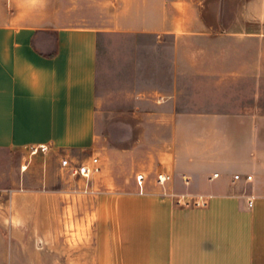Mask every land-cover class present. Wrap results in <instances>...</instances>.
<instances>
[{
	"label": "crops",
	"instance_id": "0c3cea01",
	"mask_svg": "<svg viewBox=\"0 0 264 264\" xmlns=\"http://www.w3.org/2000/svg\"><path fill=\"white\" fill-rule=\"evenodd\" d=\"M106 125L142 129L109 147ZM6 155L66 190L28 198L32 236L81 237L0 264H264V0H0ZM96 155L83 213L82 180L52 177Z\"/></svg>",
	"mask_w": 264,
	"mask_h": 264
},
{
	"label": "rangeland",
	"instance_id": "374dc122",
	"mask_svg": "<svg viewBox=\"0 0 264 264\" xmlns=\"http://www.w3.org/2000/svg\"><path fill=\"white\" fill-rule=\"evenodd\" d=\"M110 72V70H109ZM109 96L111 97V86L109 85ZM109 97V98H110ZM109 106L111 104L110 99L108 102ZM103 134L102 136H106L107 145L111 144V138L114 134H119L126 138L127 136H135L137 134V129H142V126H112L106 125L102 126ZM102 131V129H101ZM115 134V135H116ZM35 156V155H33ZM99 157V155H96ZM60 158V163H61ZM32 158L29 156L22 160L21 156L17 155H6L4 157H0V248L10 247V245H18L21 248V252L17 255L21 256L24 261H31L37 250H43V247L56 244L61 247L69 245V244H77L80 239V233L75 234L72 239H69L67 233L64 230L60 231V234L57 237H49L47 236H32V208L35 205L31 204L28 200L29 197L36 194L40 191V195L48 196V195H59L65 196L66 190L56 189V188H43L41 190H36L33 188V182L31 179V166H27V168L23 171V166L28 165L29 161ZM34 162V157L32 163ZM46 159L43 162L44 169H46ZM31 163V164H32ZM62 167V166H61ZM63 168V167H62ZM95 174L93 178L96 176ZM92 178V179H93ZM46 181V178H44ZM52 180L56 182L60 181H75L77 178L72 176L68 169L63 168V172H56ZM83 185V213H85L88 208L86 205L85 198L87 194L84 192L85 188V180L81 181ZM45 207H47L45 205ZM60 212L58 215L64 218V206H60ZM72 209L68 208V214H72ZM44 220L41 221V224H45V228H47V219L48 213L45 211V214L42 215ZM11 222H17L19 225L18 235H13V230ZM79 228V227H78ZM63 229V228H62ZM83 230H85V226H83ZM48 231V230H46ZM45 231V232H46ZM84 232V231H83ZM15 233V232H14ZM84 234V233H83ZM83 246H86L85 236H83ZM72 241V242H71ZM7 260L11 259V253H0V256H6ZM62 256L61 254H59Z\"/></svg>",
	"mask_w": 264,
	"mask_h": 264
},
{
	"label": "built area",
	"instance_id": "2783aa9c",
	"mask_svg": "<svg viewBox=\"0 0 264 264\" xmlns=\"http://www.w3.org/2000/svg\"><path fill=\"white\" fill-rule=\"evenodd\" d=\"M47 146H38V147H30V154L38 153L39 151H46ZM61 166L69 170L70 174L77 179L85 180V193H91V189L89 188V183L92 180L93 176L100 172V159L98 156H92L89 161H72L68 157H63L61 159ZM27 168V165L23 166V171ZM146 176L143 173H139L136 175V180L139 186V191L144 192V180ZM236 178H239L237 175ZM251 179V176L247 177ZM169 180V176L165 173H160L157 176V183L164 187L167 181ZM252 202H250V205Z\"/></svg>",
	"mask_w": 264,
	"mask_h": 264
}]
</instances>
